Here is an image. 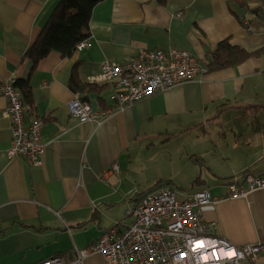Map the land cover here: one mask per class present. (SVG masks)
I'll return each mask as SVG.
<instances>
[{
  "label": "crops",
  "instance_id": "crops-1",
  "mask_svg": "<svg viewBox=\"0 0 264 264\" xmlns=\"http://www.w3.org/2000/svg\"><path fill=\"white\" fill-rule=\"evenodd\" d=\"M57 1L0 0V85L28 81L25 122L43 119L44 144L40 165L7 157L11 124L0 93V264H34L53 256L71 261L76 249L92 245L116 221L123 229L132 218L127 210L141 194L160 186L174 189L175 175H144L148 168L181 165L187 174H179L192 182L190 189L175 188L179 197L201 188L224 195L228 180L264 173V16L255 12L264 0H101L92 9L85 47L68 57L50 51L33 65L26 51ZM224 39L252 54L235 66L208 71L209 54ZM168 48L188 50L204 71L100 123L69 115L67 102L76 93L98 111L110 108L118 92L115 81L74 92L72 75L83 84L104 60L127 63L141 49ZM114 163L118 171L99 179ZM133 189L136 197L128 198ZM202 214L236 246L264 243V188L208 203ZM82 264L106 260L93 253ZM255 264H264V250Z\"/></svg>",
  "mask_w": 264,
  "mask_h": 264
},
{
  "label": "built area",
  "instance_id": "built-area-1",
  "mask_svg": "<svg viewBox=\"0 0 264 264\" xmlns=\"http://www.w3.org/2000/svg\"><path fill=\"white\" fill-rule=\"evenodd\" d=\"M181 16L182 11H177L176 17ZM243 23L249 27L247 21L243 20ZM86 45L85 38L76 48L80 50ZM203 71L193 54L179 48L141 49L127 63L104 60L99 72L86 77L85 83L115 81L118 92L114 96V104L97 111L76 93L67 102L68 113L79 122L100 123L133 102L191 81ZM0 93L6 100L5 116L11 124L7 157H20L30 165H40L44 153L41 137L43 119L36 117L29 123L25 122L24 101L14 82L1 84ZM110 171H118V165L112 164L98 178L105 179ZM226 188L225 194L220 196H212L205 188L185 192L182 197L167 186L145 191L127 210L132 218L123 229H118L120 221H116L92 245L76 249V256L71 261L53 256L34 264H82L93 253L102 254L106 264H255L259 253L264 250V243L242 247L232 244L204 222L202 208L208 203L245 197L251 191L264 188V173H245L239 183L228 180ZM136 194L137 190L133 189L128 198L136 197Z\"/></svg>",
  "mask_w": 264,
  "mask_h": 264
},
{
  "label": "trees",
  "instance_id": "trees-1",
  "mask_svg": "<svg viewBox=\"0 0 264 264\" xmlns=\"http://www.w3.org/2000/svg\"><path fill=\"white\" fill-rule=\"evenodd\" d=\"M100 1L58 0L41 33L26 51L33 65L50 51H57L62 57L72 55L73 51L76 50L77 44L87 38L92 9ZM158 2L164 4L165 0H158ZM239 4L243 5L244 0H240ZM255 12L264 16V11L260 9ZM250 54H252V51L232 44L229 39H224L211 50L206 66L208 71L232 67L245 60ZM14 85L20 90L23 101L29 103L30 87L28 81L26 79H16ZM91 85L96 84H82L72 75L71 88L74 92H84L86 87ZM80 98H82L81 95ZM237 182L239 183V181ZM156 186H159V184ZM192 186L194 187V185ZM169 188L173 189L172 187ZM173 190L176 191L175 188ZM185 192H190V190Z\"/></svg>",
  "mask_w": 264,
  "mask_h": 264
},
{
  "label": "rangeland",
  "instance_id": "rangeland-1",
  "mask_svg": "<svg viewBox=\"0 0 264 264\" xmlns=\"http://www.w3.org/2000/svg\"><path fill=\"white\" fill-rule=\"evenodd\" d=\"M262 11H264V8H261ZM243 20L247 21V19H242L241 20V23L242 25L247 28V25H245L243 23ZM248 25H249V29L251 30V26L248 22ZM261 122L264 124V117L263 119L261 120ZM151 172H154V173H160V174H171V175H175V178H174V181L170 183L171 186H173L174 188H188L191 186V182L192 181H184V179L181 177V175L179 173H183V174H187L186 173V170L184 171L183 170V167H181V165H175V164H160L159 166L157 167H153V168H148L145 172H144V175L145 174H149ZM140 185H137V187L139 188ZM198 190H202V189H196L195 191H198ZM129 217V216H128ZM127 217V218H128ZM126 218V219H127Z\"/></svg>",
  "mask_w": 264,
  "mask_h": 264
},
{
  "label": "snow or ice",
  "instance_id": "snow-or-ice-1",
  "mask_svg": "<svg viewBox=\"0 0 264 264\" xmlns=\"http://www.w3.org/2000/svg\"><path fill=\"white\" fill-rule=\"evenodd\" d=\"M201 246V245H198V247Z\"/></svg>",
  "mask_w": 264,
  "mask_h": 264
}]
</instances>
